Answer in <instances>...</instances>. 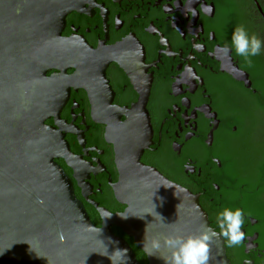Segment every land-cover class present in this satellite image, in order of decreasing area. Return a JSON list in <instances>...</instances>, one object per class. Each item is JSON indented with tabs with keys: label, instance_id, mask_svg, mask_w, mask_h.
I'll list each match as a JSON object with an SVG mask.
<instances>
[{
	"label": "flooded vegetation",
	"instance_id": "af4514ba",
	"mask_svg": "<svg viewBox=\"0 0 264 264\" xmlns=\"http://www.w3.org/2000/svg\"><path fill=\"white\" fill-rule=\"evenodd\" d=\"M60 40L79 57L63 72L68 88L53 127L71 154L55 159L91 222L123 213L115 194L119 181L115 142L120 131L101 120L103 112L123 125L148 90L143 110L139 161L198 197L208 226L224 208L245 213L241 245L224 247L229 264H264V0H61ZM262 41L249 67L231 51L237 25ZM77 67V68H76ZM61 71L51 68L47 76ZM119 129V125L115 126ZM138 255L134 239L115 224Z\"/></svg>",
	"mask_w": 264,
	"mask_h": 264
},
{
	"label": "water",
	"instance_id": "95a60500",
	"mask_svg": "<svg viewBox=\"0 0 264 264\" xmlns=\"http://www.w3.org/2000/svg\"><path fill=\"white\" fill-rule=\"evenodd\" d=\"M64 13L61 0H0V264H112L104 245L109 254L126 249V264H141L112 233V224L134 239L149 264H165L162 257L170 252L164 237L212 230L196 195L139 161L148 90L141 87L138 101L121 110L127 116L123 125L101 115L102 123L122 134L114 142L115 194L127 204L123 213L104 215L102 227H95L55 161L63 157L71 165L72 157L45 120L59 117L68 93L61 78L75 67L69 62L79 61L60 40ZM51 68L62 73L49 77ZM145 237L159 239V251L144 248ZM209 264H229L218 236Z\"/></svg>",
	"mask_w": 264,
	"mask_h": 264
},
{
	"label": "clouds",
	"instance_id": "9594fccd",
	"mask_svg": "<svg viewBox=\"0 0 264 264\" xmlns=\"http://www.w3.org/2000/svg\"><path fill=\"white\" fill-rule=\"evenodd\" d=\"M261 50V39L256 34L250 35L242 24L234 28L231 36V47L225 45L220 49L224 56H228L231 51H234L237 56L244 59L249 67L252 66L251 58L260 55ZM39 202L43 203V201ZM105 217L109 216L106 215ZM216 223L219 228V233L205 229L198 235H171L164 237L163 246L170 252V256L162 257L165 260V264H209L210 246L218 234L225 239L228 247H235L242 244L245 239V233L242 231L245 223V213L242 209L236 208L233 210L227 207L224 208L218 213ZM59 239L61 242L64 241L65 237L63 233L59 234ZM149 246L153 250L159 251L161 241L153 238L149 242L145 237L144 248ZM104 248V254L108 255L112 264H126V249L116 248L109 254L105 245Z\"/></svg>",
	"mask_w": 264,
	"mask_h": 264
},
{
	"label": "trees",
	"instance_id": "16d2710c",
	"mask_svg": "<svg viewBox=\"0 0 264 264\" xmlns=\"http://www.w3.org/2000/svg\"><path fill=\"white\" fill-rule=\"evenodd\" d=\"M135 255H136L137 259H138V255H139V254H135ZM138 261H139V259H138ZM139 262H140V261H139Z\"/></svg>",
	"mask_w": 264,
	"mask_h": 264
}]
</instances>
